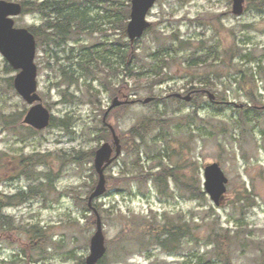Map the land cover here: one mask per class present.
<instances>
[{
  "label": "rangeland",
  "instance_id": "obj_1",
  "mask_svg": "<svg viewBox=\"0 0 264 264\" xmlns=\"http://www.w3.org/2000/svg\"><path fill=\"white\" fill-rule=\"evenodd\" d=\"M43 1L29 0L14 19L17 27L38 32V93L53 119L47 128L23 122L31 104L14 86L19 70L0 52V264L85 263L97 228L88 204L99 179L95 153L113 142L103 116L115 96L137 102L108 116L123 152L106 169L107 191L94 200L108 248L100 264H264L260 1L246 0L239 16L233 0H158L148 15L150 29L133 44L127 24L125 37L121 28L130 20L131 0L76 1L81 8L64 12L75 17L76 30L64 43L45 40L53 31L44 24L56 15L34 10ZM168 36L179 39V53H170L176 57L169 66L159 62L170 72L165 82L149 67L139 83L108 70L110 64L123 69L128 45L148 62L157 38L168 42ZM102 61L109 81L103 74L93 80L83 69L99 71ZM64 67L76 80L65 81ZM203 88L223 102H212L206 92L191 101L165 100ZM148 96L156 100L144 103ZM143 124L152 127L144 141L131 133ZM215 161L229 178L220 205L204 187V167ZM179 227L187 234L181 241L157 244V236L162 240L165 230Z\"/></svg>",
  "mask_w": 264,
  "mask_h": 264
},
{
  "label": "water",
  "instance_id": "obj_2",
  "mask_svg": "<svg viewBox=\"0 0 264 264\" xmlns=\"http://www.w3.org/2000/svg\"><path fill=\"white\" fill-rule=\"evenodd\" d=\"M158 0H131L130 20L127 24V34L133 44L141 38L147 29L152 25L148 19L149 12ZM246 10V0H233L232 12L235 15H242ZM23 12V4L8 0H0V52L9 63L19 72L14 78V86L18 93L31 104L23 122L35 129L47 128L52 119V113L43 103L38 93V66L36 63L37 40L35 34L26 27H17L14 16ZM207 94L212 102H219L216 94L210 90ZM186 101H191L193 92L186 95L176 92L172 94ZM154 96H148L142 101L152 102ZM136 99H121L119 96L113 98L112 104L104 113L103 122L109 127L112 133L113 142H104L95 153V168L99 175L98 182L89 196V207L96 215L97 228L91 238L90 254L84 264H100L107 253L106 236L103 229L102 216L94 205V200L107 191L106 169L122 154V141L114 125L108 121V115L115 107L124 104H134ZM229 178L217 161L208 163L204 167L205 191L215 202L220 205L227 191Z\"/></svg>",
  "mask_w": 264,
  "mask_h": 264
},
{
  "label": "trees",
  "instance_id": "obj_3",
  "mask_svg": "<svg viewBox=\"0 0 264 264\" xmlns=\"http://www.w3.org/2000/svg\"><path fill=\"white\" fill-rule=\"evenodd\" d=\"M76 1H81V0H45L43 2H41L38 6L35 7L34 10H40V11H44L46 9H48V11H52L53 14H55L56 18H54V21H50V22H46L45 25V29L47 30H51L53 32L51 33H44L45 35V40H50L52 41L53 38H58L59 41H56V43H64L67 42L71 39V36L75 33V31L73 29H75V26L72 24V22L75 21V17L70 13L71 15H65V11H68V9H70L71 7H76L77 9L81 8V4L77 3ZM260 1V7L264 8V0H259ZM86 2V1H84ZM93 2V1H92ZM96 3V2H93ZM31 4L29 2V0H27L24 3V9L23 12L27 11L28 5ZM47 11V12H48ZM77 14V13H76ZM78 15V14H77ZM129 18V13H126V20ZM126 21L121 25V28L123 30V34L122 36L125 37L126 36ZM79 29H82V26H79ZM150 29V28H149ZM34 32V34L36 35V37L38 36V32L36 30H32ZM167 37H158L157 38V47L156 49L151 52L150 55V59L148 62L144 60L143 55L139 53L138 50L134 49H130L129 45L128 48L125 49L124 51L121 52V59L123 62V69L120 66L114 67L110 64V68L108 70H112L113 73L116 75L115 78L119 77L120 75V70L123 72V78L125 80V78H129L133 81L136 82H141V79L144 77L145 72L147 67H149V69L152 68V73L154 74V76H159L161 79H159L157 82L162 83L165 82L168 78L167 74L168 73H164L163 69L161 68L162 63H167L168 66L171 63L172 60H174V58L176 56H170V53L172 51H178L179 53V49L174 47V42L179 41V39L177 38H173V37H169L168 36V42L166 41ZM182 43L184 41H181ZM181 43V44H182ZM190 44V43H187ZM117 45V43H115L114 47ZM127 45V43H126ZM122 46H125V43H122ZM169 48V49H168ZM113 50L115 51V53L119 54L120 49L117 48H113ZM192 57H189L187 60H191ZM165 59H167V61H165ZM161 61V65L159 64V62ZM164 61V62H163ZM166 64V66H167ZM100 65L102 66L101 68L99 67V71L96 69H89L87 66H83V69L86 71V73L90 74L92 79L94 80L96 77H101V76H105L103 77V79H105L106 81H109L111 79V75L110 73H105L104 69L106 67L104 61H102L100 63ZM190 67L192 66V62H189ZM109 66V65H108ZM164 67V65H162ZM71 68L68 69V67H64V75L65 76H69V79L66 77L65 81H69L73 80L74 78V73L71 72ZM68 74V75H67ZM103 74V75H101ZM101 75V76H100ZM114 76V75H113ZM172 76V75H171ZM76 80V79H74ZM73 80V81H74ZM114 80V79H113ZM155 82V81H154ZM156 84V83H155ZM151 91L153 89V87H150ZM194 91V90H193ZM207 93V90L203 89H199L193 92V95L196 93ZM155 97V96H154ZM172 97H174L173 95H169L165 98V100H170ZM156 100V97L155 99ZM153 100V101H154ZM192 100H193V96H192ZM222 102L218 103L221 104ZM53 120V119H52ZM150 126H147L146 124H143L141 128L138 127H134L131 130L132 135L135 136V138L141 139L142 141H144L146 134L149 133V131H151ZM154 146V145H153ZM160 177V176H159ZM157 177L156 181L161 182L162 180H160V178ZM162 178V177H161ZM177 233H174L173 230H165L163 232V235L165 236L164 239H160V236H157V244L163 246L164 248H166L167 246H170V244H172V242H179L181 241L182 236H184L186 234V232H184L182 227H179ZM187 235V234H186ZM176 247L172 246L171 249H175ZM218 248H220V245L218 244ZM217 246H214V249H218ZM221 249V248H220ZM104 259V258H103ZM102 259V260H103Z\"/></svg>",
  "mask_w": 264,
  "mask_h": 264
}]
</instances>
